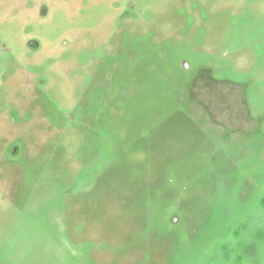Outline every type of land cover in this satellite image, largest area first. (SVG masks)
<instances>
[{"label":"rangeland","instance_id":"obj_1","mask_svg":"<svg viewBox=\"0 0 264 264\" xmlns=\"http://www.w3.org/2000/svg\"><path fill=\"white\" fill-rule=\"evenodd\" d=\"M0 264H264V0H0Z\"/></svg>","mask_w":264,"mask_h":264}]
</instances>
